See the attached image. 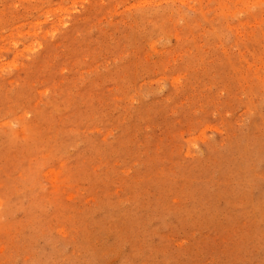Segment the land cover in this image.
I'll return each instance as SVG.
<instances>
[{
	"label": "rangeland",
	"instance_id": "374dc122",
	"mask_svg": "<svg viewBox=\"0 0 264 264\" xmlns=\"http://www.w3.org/2000/svg\"><path fill=\"white\" fill-rule=\"evenodd\" d=\"M0 264H264V0H0Z\"/></svg>",
	"mask_w": 264,
	"mask_h": 264
}]
</instances>
